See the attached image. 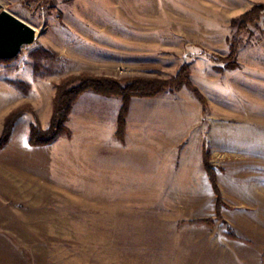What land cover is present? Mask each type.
Here are the masks:
<instances>
[{"label":"rangeland","instance_id":"374dc122","mask_svg":"<svg viewBox=\"0 0 264 264\" xmlns=\"http://www.w3.org/2000/svg\"><path fill=\"white\" fill-rule=\"evenodd\" d=\"M261 3L264 0H0V12L8 10L38 31L36 42L24 46L17 57L0 59V137L8 118L19 109L29 111L15 122L12 133L23 117L16 136L21 137L29 121L28 142L36 121L48 129L57 85L70 76L86 73L124 82L136 76L169 80L187 66L201 98L185 84L155 96L166 101L169 95L173 100L191 98L192 121L202 115L211 127L210 119L217 115L227 119L221 124L225 129L241 133L221 147L213 144L209 129L204 127V135L203 129L195 127L190 150L175 153L176 166L189 170L201 162L214 189L207 158L216 179L223 170L230 182L247 179L254 194L262 195L258 191L262 185L252 184L259 179L251 178L264 176V81L255 80L259 74L250 75L243 66L253 59L264 62L262 53L251 55L264 51V15L246 25L241 19ZM234 43L239 48L237 66L231 68ZM113 96L120 99L121 112L123 98ZM155 96L131 97L124 132L132 99ZM139 107L145 111L144 105ZM49 112L45 125L40 115L44 118ZM120 112L117 136L123 139ZM223 112L239 117H225ZM66 126L69 133L51 144L71 136L67 122ZM199 138L201 143H195ZM3 149L0 264H175L184 255L186 230L212 224L211 218L201 216L209 212L205 202L213 203L205 185L153 184L152 179L131 175L140 164H148L136 153L129 154L128 183L107 185L96 184L93 178L84 182L81 175H63L56 152L48 165V178L32 175L30 165L13 169L10 153ZM161 161L164 166L169 163L167 158ZM214 198L218 217L216 193Z\"/></svg>","mask_w":264,"mask_h":264},{"label":"crops","instance_id":"0c3cea01","mask_svg":"<svg viewBox=\"0 0 264 264\" xmlns=\"http://www.w3.org/2000/svg\"><path fill=\"white\" fill-rule=\"evenodd\" d=\"M252 53L254 57L260 56L257 53H262L261 56L264 57V51ZM243 67L248 69L250 75L259 74L255 80L264 81V74L260 75V70L264 69V62L253 59ZM170 96L167 98L168 102L166 99L162 100L164 97L160 98L159 95L133 98L127 115L124 138L120 139L117 136L120 99L88 90L78 97L68 117L67 125L72 131L71 136H62L56 143L47 146H31L28 142L31 121L23 126L21 137L16 136L22 117L2 151L10 153L9 167L21 170L30 165L32 175L45 178L50 174L48 165L51 164L53 152H56V161L60 163L57 167L58 170L62 169L63 175L65 172L75 178H80L81 175L84 182L93 178L94 183L107 185L128 183L129 154L136 153L142 162L148 164H140L137 172H131V175L152 179L153 184L193 182L191 184L205 185L208 197L212 198V204L205 202L208 204L209 212H203L201 215L203 218H211L212 224L202 223L199 228L192 226L191 230L186 228L188 230L184 236V255L179 258V262L175 261V264H264V212H260L264 210V176L251 178L259 179L252 184L262 185L258 191L263 194L256 195L247 179L230 182L221 170L222 172L217 174V179L225 204L221 210V218H218L215 212V191L202 171L201 162L189 170L176 166L175 153L178 149L190 150L194 138L191 130L195 127L203 129L204 135V127L209 129L208 134L212 137L213 144L221 147L227 145L231 138H239L241 131L237 129L236 133L229 132V129L224 128L226 125H221L227 119L217 115L213 116L215 119L213 117L210 119L211 127L209 122L205 125L206 121L202 115H197L196 121H192L190 107L194 100L185 98L186 96L179 97L184 98L182 100H173L175 97ZM220 102L217 104H224ZM161 104H167V107L161 109ZM140 105L145 106L143 108L145 111L141 112ZM220 108L224 110L223 107ZM223 114L225 117H239L237 113ZM46 115L44 118L40 115L45 125L48 124L50 112ZM204 135L202 133L201 137ZM201 140L199 138L195 143H201ZM199 148L200 146L198 151L202 152V148ZM165 158L169 163L164 166L161 160ZM5 161L2 163H6ZM261 171L264 169L261 168ZM22 174L25 178L26 173ZM204 198L201 196L200 200L204 202Z\"/></svg>","mask_w":264,"mask_h":264},{"label":"trees","instance_id":"16d2710c","mask_svg":"<svg viewBox=\"0 0 264 264\" xmlns=\"http://www.w3.org/2000/svg\"><path fill=\"white\" fill-rule=\"evenodd\" d=\"M264 15V4L254 5L249 11L242 16V24L253 23ZM238 44H232L230 53V66H237ZM2 59V58H0ZM189 69L184 66L178 74L167 80L161 78H152L145 76H136L124 80H118L112 77L96 76L92 74L82 73L78 76H70L62 80L56 88V95L53 101V115L50 126L44 130L40 127L38 121L31 125L29 142L33 146H41L51 144L60 135L69 133L66 126L68 115L71 112L73 103L85 90L92 89L95 92L108 96H121L123 105L120 112L119 135L124 133V118L129 107V101L133 96H155L167 89H176L182 85H187L201 98V94L196 87L192 85L189 79ZM74 82L76 85L71 86ZM29 109H19L14 112L6 121L4 130L0 137V149H3L11 136L15 122ZM206 168L210 176V180L217 195V216L221 217V206L223 199L221 191L217 184L216 173L206 158Z\"/></svg>","mask_w":264,"mask_h":264},{"label":"water","instance_id":"95a60500","mask_svg":"<svg viewBox=\"0 0 264 264\" xmlns=\"http://www.w3.org/2000/svg\"><path fill=\"white\" fill-rule=\"evenodd\" d=\"M37 38L35 27L6 9L0 12V58L17 57L24 46L35 43Z\"/></svg>","mask_w":264,"mask_h":264}]
</instances>
